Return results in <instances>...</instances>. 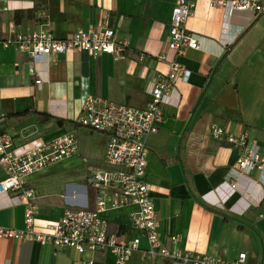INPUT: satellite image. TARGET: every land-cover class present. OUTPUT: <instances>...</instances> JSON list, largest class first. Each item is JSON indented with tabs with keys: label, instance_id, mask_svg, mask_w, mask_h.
Masks as SVG:
<instances>
[{
	"label": "crops",
	"instance_id": "1",
	"mask_svg": "<svg viewBox=\"0 0 264 264\" xmlns=\"http://www.w3.org/2000/svg\"><path fill=\"white\" fill-rule=\"evenodd\" d=\"M178 0H0V32L5 39L47 25L57 39L106 24L128 48L121 56L93 57L85 52L42 57L36 78L26 55L0 50L2 131L17 148L67 133L78 141L76 154L33 173L26 187L34 193L38 231L58 222L66 209L92 208L89 170L105 168L106 137L75 124L88 96L144 108L149 90L174 59L187 71L161 105L157 134L146 139L150 197L160 241L169 248L177 235L181 252L211 256L227 264L245 254L243 264H264V170L242 176L239 152L208 135L211 126L247 135L264 157V14L211 8L193 0L186 27L197 50L175 57L167 48L169 23ZM162 57V58H161ZM41 81L37 87L35 79ZM62 122V124H58ZM5 177L0 169V181ZM25 205L0 194V227L22 230ZM135 206L109 211L102 218L129 237L146 240L130 215ZM113 264L110 253L56 251L51 246L0 240V264ZM127 264H173L142 259Z\"/></svg>",
	"mask_w": 264,
	"mask_h": 264
},
{
	"label": "built area",
	"instance_id": "2",
	"mask_svg": "<svg viewBox=\"0 0 264 264\" xmlns=\"http://www.w3.org/2000/svg\"><path fill=\"white\" fill-rule=\"evenodd\" d=\"M211 8L227 11H250L255 17L264 14V0H208ZM193 0H178L169 23L167 48L175 57L186 50H197L198 42L187 30V21L194 14ZM8 39L0 32V50L13 48L27 56L29 74L36 78L35 63L42 57L85 52L93 57L101 55L121 56L128 48L127 40H119L113 29L106 24L98 28L79 30L71 37L57 39L47 25L26 34L14 33L10 26ZM162 58V57H161ZM187 78V71L174 59L168 72L160 76L150 90V100L144 108L117 104L100 97L88 96L81 105L75 124L106 137L103 162L105 168L89 170L87 184L94 192L92 208L66 209L60 220L38 231L34 226V193L26 187L28 176L51 164L76 154L78 141L73 133H67L32 146L15 147L10 135L2 131L0 116V169L5 177L0 181V194H13L25 205L22 230L0 227V240L22 243H38L51 246L56 251L74 250L80 256L87 252L110 253L113 264H127L134 252L142 259L163 258L173 264H227L221 259L181 252L177 247V235H169L172 248L164 245L158 234L157 218L146 181V139L158 132L162 122L161 105L174 85ZM41 81L35 79L38 87ZM208 135L213 140L238 150L236 168L242 176L264 170V157L255 144L248 142L247 135L234 136L221 128L211 126ZM135 206L130 217L135 229L146 240V248H140L139 237H129L127 230L111 227L102 215L125 207ZM245 254H239L232 264H243ZM84 264H93L87 260Z\"/></svg>",
	"mask_w": 264,
	"mask_h": 264
},
{
	"label": "trees",
	"instance_id": "3",
	"mask_svg": "<svg viewBox=\"0 0 264 264\" xmlns=\"http://www.w3.org/2000/svg\"><path fill=\"white\" fill-rule=\"evenodd\" d=\"M58 124H62V122H58Z\"/></svg>",
	"mask_w": 264,
	"mask_h": 264
}]
</instances>
